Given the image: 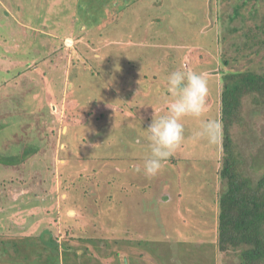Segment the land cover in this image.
<instances>
[{
  "label": "rangeland",
  "instance_id": "1",
  "mask_svg": "<svg viewBox=\"0 0 264 264\" xmlns=\"http://www.w3.org/2000/svg\"><path fill=\"white\" fill-rule=\"evenodd\" d=\"M122 1L59 0V2H54V0H0V85L7 82L5 88L0 90V99L5 101L4 93L12 92L18 87L26 88L28 86L31 89L29 95L26 96V106L19 108L15 106L13 113L17 115L16 122L10 124L5 133H2L4 137H1H12L13 133L21 134V127L26 130V134L30 133L33 130L30 125L33 124L34 119H31V123L28 119L32 116L37 119V113L42 118V123L36 121V124H41V126L44 122L48 124L45 137L46 147L41 153L33 157L29 166V168L32 167L33 171L37 172V182L40 179L41 181L39 180V182H42L47 188L43 195H40L39 191L34 195L29 193L31 190L37 189L36 186L29 185V182H27L29 178L25 176L26 182L22 183L19 180L20 177L15 179L16 175L10 166L0 162V184L4 183L5 186L10 188L8 190L9 200H12L10 204L0 201V238L18 239L25 236H37L46 229L57 238L58 242L69 243L73 247L70 248V251L81 250L82 248L85 250L86 248L87 252L82 253L84 258L88 257L89 259L92 257L99 264H114V260L116 261L117 259L118 264H237V258L234 255H223V253L216 251L213 243L215 211L217 210L215 203L219 191L224 187V180L218 174L220 162H217L219 161L217 158H220L218 157V154H220L219 150L222 148V136L219 131L217 141L214 144L208 143L203 138L197 139L194 137V133L200 127L201 120H216L214 114L217 107V85H215L214 80L209 75H203L204 68L199 65L193 71L201 73L208 81L205 112L199 119L184 118L185 138L174 154L162 162V169L157 175L146 177L142 171H136L138 167L143 168L144 158L133 159L132 156H136L133 154V149L139 150L144 157L149 153L148 141L143 136L140 138L143 140L142 142L131 144L132 149L125 142L120 144L124 149L125 146L128 148L125 150L129 152L128 160H107L110 163H106L105 167L102 168V172L97 166L92 168L93 164H90L91 166L88 169L92 171V177H88L85 174L88 169L81 168L78 165L80 169L76 168L75 170H78L71 174L73 176V174L79 173L78 178H73L72 185L75 189L81 188L78 190L79 192L77 191L78 195L80 193L78 197H76L77 195L72 196L61 191L63 188L61 181L55 176L60 169V160L57 155L60 145L59 140H55L54 146L53 133L51 131L52 125L54 121L57 124L60 123L61 128L59 126V131L63 129L62 125H65V129L69 127L67 131L72 133L71 135L73 136L77 134L80 136L85 133L84 131H87V128L91 129L93 120L85 116L87 105L84 104L88 100L79 106L77 98H79V101L83 100L82 98L87 91L86 86L90 84L92 91H94L100 87L102 89L105 84L114 82L110 80L111 76L102 74L109 71V64H107L105 58H92L93 53L89 52L85 63H83L80 59L82 52L79 51V48H73L71 53L73 58L77 54L74 59L78 62L81 61V64H84L82 66L84 68L75 78V70L72 69L75 61L69 60L71 53L69 54L66 48L73 44V40L79 36V32H87L85 29L88 24L91 25V29L95 28L98 30L107 26V16L108 14L111 15L112 11L110 9H113L111 5L120 4L121 8L130 0ZM161 2L162 0H160L159 8L166 6ZM198 2V0H190L184 11L193 14L198 13L200 8ZM49 3L54 5H48ZM252 3L255 4L260 14H264V0H217V3L213 4L211 12H213L212 15L215 12L219 18L214 19L209 16L208 18H211L209 20V29L205 32L200 25L201 21L205 22V16L201 18L197 16V19L190 17L191 25L188 22H181L180 24L172 22L174 29L179 27L178 33H176V30L173 31L169 25H161V29H159L153 23V28H155V31L157 30L156 32L164 30V37L162 36L161 38L163 39L161 40L167 41L170 39L169 41L176 42L180 48L178 47L176 51L170 48L172 51L166 47L165 53L167 49L174 54L176 52L178 59H180V65L189 69L188 58H192L195 40H198L197 31L203 32L205 38L209 39L211 32H213L211 29L216 27V22L217 29L222 34L221 37L224 39V36H227V40L223 45L226 46L225 48L231 49V41L237 42L239 37L236 36L238 33L233 34L235 37H232L231 33L227 34L226 26H229V28L240 27L241 22L237 21L229 24L227 15L230 14L234 6L242 5L241 12L247 15L245 16L246 20H244L245 24L250 25L252 20L247 10L250 9ZM139 9L141 10L142 8ZM169 10L171 8L166 11L167 19H170L171 15ZM144 15L147 16L148 14ZM158 16H160V13ZM129 18L132 20V17ZM163 18H165L164 15ZM130 19L129 24L131 23ZM213 19L214 22L212 21ZM134 21H136V18H134ZM33 29L45 35H60L61 38L69 34L68 39L64 37L66 48L63 50V55L68 61L67 69L64 68L63 71L60 68L51 69L42 64V59L45 56L42 51L49 52V48L45 46V43L53 37L48 35L49 37L46 36V38L37 32H33ZM108 29L110 31L106 34L113 37L126 33L124 31L116 32L111 28ZM92 32L90 31L86 35H94ZM174 32L179 36H176ZM106 34L102 35V37L106 36ZM70 35L73 36V39L70 38ZM97 39L95 38L94 40ZM81 40L77 41L80 42ZM120 40L124 42L122 38ZM25 42L28 43L25 45ZM127 42L129 41L125 42V46L130 47L132 44ZM140 42L142 43V41ZM14 43H24L26 47L28 46V51L32 55L31 58L27 57L29 53L27 50L23 53V49L21 50L19 47L16 50L17 45L12 47ZM148 43L151 45L148 49L151 50L149 53L155 51L156 53H162L163 44L166 46V43L163 42L151 43L148 40ZM185 44L191 46L188 47ZM52 46L58 47L60 44L54 45L52 43ZM186 51L188 52L185 53ZM158 57L159 54L154 60H157ZM126 59V62L124 60V63H121L123 66L121 71L123 72L124 70L136 71L142 65L135 53H128ZM194 59L197 58L195 57ZM251 59L247 65L263 72L264 50L260 51L258 55L252 56ZM240 61L244 63V57H240ZM209 63L211 64V61ZM104 65H107L108 68H103ZM156 67L159 68L153 64V68ZM101 68L102 73H99L101 78H98L96 71ZM86 69L92 70V75L87 78L82 74ZM69 71L72 72L70 78ZM161 73H164V71L162 70ZM114 75V78L118 77L119 72ZM11 77L12 79H10ZM68 80L71 83V89L66 88ZM101 80L106 81L105 84ZM77 81L80 82V86H78ZM128 84H125L127 90L132 88ZM165 86L167 85L165 84ZM150 90L152 92L149 98L151 96L152 98L146 100V102L145 100L142 101L145 104H152L150 110L158 111L160 108L159 103L156 106L155 89ZM142 101L139 100L136 103H143ZM9 104V102H6L1 109L7 111ZM133 104L134 101H129L128 103L134 109H128L127 106L122 108L119 103L111 102H102L101 107L103 110L110 111V113L115 111V114L120 112L132 117L135 116L132 112H138L139 110V108L135 110L136 107ZM144 110L140 115L142 112L140 109L137 115L144 118L146 116H144V113L148 112V110ZM159 114L162 115L164 112ZM47 115L48 120L46 119ZM242 116L243 121L239 125L234 124L231 127V138L235 145L236 154L243 159L241 171L245 176H255L256 173L260 174L264 169V102L261 100L254 103L250 102V99H245ZM22 120L24 123L21 125ZM85 124L87 127L84 126ZM72 126L76 128H72ZM129 130L131 131V127ZM219 138L221 139L219 140ZM4 140L7 141V139ZM109 151H112V148H109L105 153H109ZM88 158L92 159V156L89 155ZM80 159L81 157L79 156L78 160L82 161L81 166L87 164L84 162H88V160ZM78 160L74 159L73 163L79 164ZM92 160L90 163H92ZM93 161L98 162L99 160ZM251 166L253 167L251 168ZM253 170L255 171L253 172ZM114 174L125 178L124 181L126 180L131 187L130 191L128 189V193L121 191V185L116 184L113 186L115 178L117 179ZM84 180H88L92 184L87 185ZM95 188L96 190H94ZM81 192L85 197L84 200H87L85 201L84 213L80 210L78 211L81 213L75 212V210L68 207L62 214L61 203L64 200L72 202L74 199H79ZM71 216L73 218H70ZM45 235L47 236L46 233ZM89 235L96 238V243L93 244L91 241L79 239L87 238ZM102 239L108 242V246L103 245ZM76 246L80 248H74ZM110 251V255L104 256V252L108 253ZM0 264L6 263L0 261Z\"/></svg>",
  "mask_w": 264,
  "mask_h": 264
},
{
  "label": "trees",
  "instance_id": "2",
  "mask_svg": "<svg viewBox=\"0 0 264 264\" xmlns=\"http://www.w3.org/2000/svg\"><path fill=\"white\" fill-rule=\"evenodd\" d=\"M55 1L59 2V0H54V2ZM124 1L127 0H123L122 2ZM189 1L190 0H162L161 3L166 6L160 8V0H130L121 8L120 4L111 5L113 9H110V11H112L111 15L108 14L107 16V26H104L99 30L94 28V30L91 29V25L88 24L85 29L87 32H79V36L74 38L73 44L68 48L64 45V37L61 38L60 35H45L34 29L32 30L44 37L48 35L53 37L45 43V46L49 48V52L46 53L45 51H42L45 53V56L42 59V64L46 65V67L51 69L60 68L62 71L64 68L67 69L68 61L63 55V50L66 48L70 54L73 48H79V51L82 52V54L79 55L83 63H85V59L89 52L93 53L92 58H105L107 64H109V71L102 73L101 68L96 71L98 74L96 75L98 78L100 77L99 73H102L105 76L109 75L111 76L110 80L114 81L111 82V84H105L106 81L104 82L101 80L105 85L102 86V89H100V87L94 91H92L90 84L86 86L87 91L82 98L83 100L79 101V98H77L79 106L88 100L84 104L87 105L85 116H87L86 118H92L93 120L91 129L87 128V131H84L85 133H82L80 136L78 134L73 136L71 135L72 133L67 131L69 127L65 129V125H62L63 129H60L59 131V126L61 128L60 123L57 124L56 121H54V123L52 122L53 125L51 131L53 133L52 139L54 140V146L55 140H59L60 145L57 154L60 160V169L55 176L61 181L63 187L61 191L63 193L72 196L77 195L76 197H78L80 193L78 195L77 191L81 188L79 189L78 187V189H75L72 185L73 178H78L79 173H75L73 176L71 174L80 169V167L88 169L93 164L92 168L97 166L102 172V168L105 167L106 163H110L107 162V160H128L127 157H129V152L125 151L128 148L125 146L124 149L120 144H124L125 142L126 145L132 149V143L142 142L143 140L140 138L143 136L146 137L145 128L148 127L152 119L159 116V113L164 112L165 114L168 111V104L171 97L165 84L167 85V77L169 74L176 70L185 72L193 71L197 69L199 65L204 68L203 75H209V77L214 80L215 85H217V107L214 118L219 122L222 136V139L219 138V140H222V148L219 150L220 154H218V157L220 158H217V160H219L217 162H220L218 174L219 177L224 180V187L219 191L215 203V206L217 205V210L215 211V234L213 243L215 244L216 251L223 253V255H234L237 258V264H264V169L260 174L256 173L255 176H245L240 169L243 159L239 158V155L236 154L234 150L235 145L231 138V127L234 124L239 125L243 121L242 112L244 100L250 99V102L252 101L254 103L261 100L264 102V71H258L255 68H251L250 65H247L252 60V56H256L260 51L264 50V14H260L255 4L252 3L250 9H246L252 20V24L247 25L244 21L246 20L245 16L247 15H244L241 12L242 5L234 6L230 14L227 15V21L229 24L239 21L241 22V25L240 27L237 26L235 28H229V26H226L227 34L231 33L230 35L235 37L233 34L238 33L236 36L239 37L237 42L231 41V49L225 48L226 46L223 45L227 40V36H224V39L221 37L222 34L218 31L216 22V27L211 29L213 32H211V37L209 39L205 38L203 32L197 31L196 34L198 36H196L198 40H195L196 43L194 49H192V58H188L190 67L188 69L183 65H180V59H178L177 53L175 52V55L170 51L172 49H175V51L178 49L179 46L176 42L169 41L170 39L167 41L161 40L163 39L161 37L163 36L164 30L156 32L157 30L155 31V28H153V23H155L156 28L159 29H161V25H169L173 31L176 30V33H178L179 27L174 29L172 22H175V24L188 22L191 25L190 17L197 19V16L200 18L205 16V22L201 21L200 24L202 30L205 32L209 29V20L211 18H219L215 12L214 15H212L213 12H211L213 10V4L215 5L217 0H198L200 8L198 10L199 12L196 14L184 11L188 6L187 4ZM48 5L54 4L49 3ZM139 8L142 9L140 10ZM170 8V19H167L166 11ZM159 13L160 16L157 17ZM143 14L148 15L143 16ZM163 15L166 19L163 18ZM209 16L211 18H208ZM129 17H132V20ZM134 18H136V21H134ZM129 19L131 20L130 24L128 23ZM214 19L212 20L213 22ZM22 27L25 26L23 25ZM108 28L114 29L116 32L124 31L126 33H123V35L118 34L116 37H113L112 35L106 34L110 31ZM101 30H103V32H101ZM90 31H93L92 33L94 35H86ZM104 33L106 36L102 37V35H105ZM175 35L179 36L178 34ZM70 38L73 39V36L70 35ZM95 38L98 39L94 40ZM121 38L124 42L120 40ZM79 39H82V43H80L81 41H77ZM148 40H150L151 43H166V46L163 44L164 47H162V53L157 52L159 54L157 60H154L158 55L156 51L149 53L151 50L148 49L151 45L148 43ZM126 41H129L127 43L132 45L128 44L130 47L125 46ZM140 41H142V43ZM27 43L28 42H25V45ZM32 43L34 44V42ZM52 43L54 45H58L59 43L60 46L54 47L52 46ZM15 45H17L16 50L19 48L21 50L23 49V53L25 50L28 51L29 49L24 43H14L12 47ZM185 46L188 45L185 44ZM190 46L191 45L188 47ZM166 47L172 49H167V52L165 53ZM15 52L17 53V51ZM130 52L131 54L135 53L139 57L142 65L141 67H138V70L136 71L130 72L124 70L123 72L121 71V69H123L121 68L123 67L121 63L126 62V58ZM187 52L188 51L185 53ZM31 56L32 55H30L29 52L27 57L31 58ZM74 56L77 57V54ZM69 57V60L75 61L72 69L75 70L74 77L77 78L76 76L82 71L84 68L82 66H84V64H81V61L78 62L75 60L72 53ZM195 57L197 59H194ZM240 57H244V63L240 61ZM210 61L211 64L209 63ZM153 64L157 65L159 68H153ZM105 67H107V65L103 66V68ZM162 70L164 73H161ZM117 72H119V75L118 77L116 76L117 78H114V74H117ZM68 73L70 78L72 72L69 71ZM82 74L87 78L92 75V70L89 71L86 69ZM10 79H12V77ZM69 83L70 81L68 80V83H66L68 86H66L67 89H71V83ZM79 83L80 82H78V86H80ZM127 83L130 84L132 87L131 89H126L127 86H125V84ZM6 84L7 82L1 83L0 90H3ZM153 88L155 89V97L157 98L156 106L157 103H159L158 105L160 109L158 111H155L154 109L150 110L152 104H145L146 100L152 98V96L150 98L149 96L152 92L150 89L153 90ZM30 91L31 89H29L28 86L26 88L18 87L12 92H3L5 95V101L0 99V162L7 164L12 170H14L16 175L15 179L17 177H22V179L19 178L22 183L26 182L27 177L29 178V181H27L29 182V185L37 187L36 190H31L29 193L34 195L39 191V194L43 195L45 191H47V188L42 182H39L40 179H38L37 182V172L33 171V168H29V166L33 157L41 153L46 147L45 137L48 124L45 122L42 126L41 124H36V121L42 123V118H40L39 113H37V119H35L34 116L28 119L30 123L32 122L31 119H34L33 124L30 125L33 128L30 133L26 134V130H23L21 127L24 123L22 120L23 122H21V125L18 124V126L21 127V134L13 133L12 137L2 138L4 137L2 136V133H5L10 127V124L16 122L17 115L13 113L15 106L17 108L21 106L25 107V100H27L26 96L29 95ZM91 94L92 96L90 97ZM139 100H145V102L142 101L143 103L137 104L136 101ZM129 101H134L133 105L136 107L135 110H137V108H139V110L141 109L142 112L140 115L143 113L144 109L148 110V112L144 113V116H146L144 118L139 117L137 115L139 110L138 112H132L135 116L129 117L120 112L115 114V111H111L110 113V111L103 110L101 107L102 102H111L119 103L122 108H126L127 106L128 109H134L132 106L128 105ZM6 102L10 103L7 111L1 109ZM47 117L48 115L46 116V119ZM84 126L87 127L86 124ZM73 127L76 128L75 126H72V128ZM130 127L131 131L129 130ZM59 132L61 133L60 135ZM72 136L73 138H71ZM4 139H7V141ZM109 148H112V151L105 153ZM133 150V154L136 155L132 156L133 159L138 157L145 158L139 150ZM89 155L92 156L93 160L99 161H93L91 158H88ZM79 156L81 157L80 160H88V162H84L87 163L86 165L81 166L82 161L78 160ZM74 159L78 160L77 162L79 164L76 165L73 163ZM91 160L92 163H90ZM78 165L80 166L79 168ZM252 167L253 166H251V168ZM76 168L78 169L75 170ZM88 171H86L85 174L88 177H92V171H90V169H88ZM254 171L255 170H253V172ZM25 176L26 178H24ZM114 176L117 177V179L115 178L113 186L116 184L121 185V191L123 193H128V189L130 191L131 187L126 180L124 181L125 178L117 174H114ZM84 183L87 185L92 184L88 180ZM9 189L10 188L5 186L4 183L0 184V201H4L7 204H10L12 201L9 200ZM94 190H96V188ZM84 198L85 197L81 192L79 199H74L72 202L64 200L61 203L63 209L61 213L64 214L65 209L68 207L75 210V212L80 210L84 213L85 201H87L84 200ZM80 211L78 212L81 213ZM70 218L73 217L71 216ZM79 239L91 241L93 244L97 241L95 237L90 235L87 236V238ZM102 241L103 245L108 246L107 241L104 239H102ZM1 245L0 261L6 264H99L97 263L98 261L94 260L92 257L89 259L88 257L84 258L82 253L84 254V252H87L85 247V250L82 248L81 250L70 251V248L73 247H71L69 243L58 242L57 238L46 229L37 236H25L18 239L0 238V246ZM74 248L80 247L76 246ZM104 253V256L110 255L111 251ZM117 260H114V264H118Z\"/></svg>",
  "mask_w": 264,
  "mask_h": 264
},
{
  "label": "clouds",
  "instance_id": "3",
  "mask_svg": "<svg viewBox=\"0 0 264 264\" xmlns=\"http://www.w3.org/2000/svg\"><path fill=\"white\" fill-rule=\"evenodd\" d=\"M167 91L171 100L168 111L156 116L146 129L149 153L144 158L143 168H136L146 177L157 175L162 169V162L172 156L185 138L184 118L199 119L206 108L208 81L196 71L176 70L167 77ZM220 131L216 120H201L199 129L194 133L197 139L203 138L208 143L217 141Z\"/></svg>",
  "mask_w": 264,
  "mask_h": 264
},
{
  "label": "crops",
  "instance_id": "4",
  "mask_svg": "<svg viewBox=\"0 0 264 264\" xmlns=\"http://www.w3.org/2000/svg\"><path fill=\"white\" fill-rule=\"evenodd\" d=\"M20 26H23V25H20ZM64 37H65V38H67V39L69 38V36H68V35H65Z\"/></svg>",
  "mask_w": 264,
  "mask_h": 264
}]
</instances>
